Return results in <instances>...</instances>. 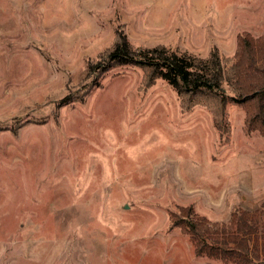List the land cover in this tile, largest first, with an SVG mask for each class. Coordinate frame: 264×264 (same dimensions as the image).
I'll list each match as a JSON object with an SVG mask.
<instances>
[{
  "label": "rangeland",
  "instance_id": "374dc122",
  "mask_svg": "<svg viewBox=\"0 0 264 264\" xmlns=\"http://www.w3.org/2000/svg\"><path fill=\"white\" fill-rule=\"evenodd\" d=\"M250 34L264 0H0V264H220L171 215L264 203V137L227 85ZM123 41L217 58L225 98L109 60Z\"/></svg>",
  "mask_w": 264,
  "mask_h": 264
},
{
  "label": "trees",
  "instance_id": "16d2710c",
  "mask_svg": "<svg viewBox=\"0 0 264 264\" xmlns=\"http://www.w3.org/2000/svg\"><path fill=\"white\" fill-rule=\"evenodd\" d=\"M237 42V79L234 85H227L233 92L232 100L246 113V132L257 131L264 137V35L257 38L242 35ZM128 47L125 41L116 44L109 60L120 65L142 64L180 96L208 92L225 98L227 91L223 89L222 74L216 69L217 58L201 60L156 48L139 51L129 60L125 57L129 56L128 52L123 56V50ZM232 217L229 225H211L193 207H183L171 215L173 227L181 228L189 236L198 257L220 264H264V240L261 243L258 235L264 232V203L252 212H240Z\"/></svg>",
  "mask_w": 264,
  "mask_h": 264
}]
</instances>
